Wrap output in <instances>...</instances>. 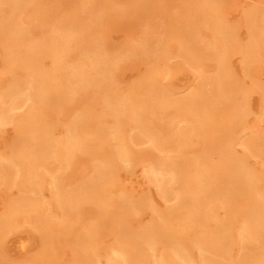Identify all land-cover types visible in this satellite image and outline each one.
Here are the masks:
<instances>
[{
  "label": "bare ground",
  "instance_id": "6f19581e",
  "mask_svg": "<svg viewBox=\"0 0 264 264\" xmlns=\"http://www.w3.org/2000/svg\"><path fill=\"white\" fill-rule=\"evenodd\" d=\"M80 2L81 10L84 11L83 15H86V17L91 20L90 22L89 20L87 21L88 24L86 23L82 26L81 22L76 17L78 14L76 15L74 13V17L69 16V19L55 25L50 32L42 37L40 42H34V40H32V42L31 37L30 40L26 37L27 32L25 33L24 31L25 26L22 28L20 24L23 22H19L16 17L20 11L23 12V6L21 5H24V3L22 4L20 0H0V42L3 43L6 48L9 47V49L7 48V52H10V54L7 53L9 60H7L8 62L6 61V63L9 64V71H12L13 74L16 73V70H21L17 73L24 72V74H19V76H24L23 78L20 77V79L15 78L18 74L16 76L12 74L14 76L13 79L9 78L11 80H7L8 83L0 88V127L10 122H16L17 125L16 142L12 146L11 151H8L9 155L0 156V184L7 181H14L24 190V195L17 198L14 197L15 199L10 201L7 208H5L6 210L0 213V240H2L6 231L12 228L13 225L15 226V223H17L21 217L37 225L38 229L39 227L42 228L44 232H46L48 228L52 229L51 226L48 227L47 223L49 222L47 219V206H45V202L42 201L43 199L41 200V197H38L40 191L39 181L44 177L41 172L45 170V173L53 176L51 181L53 201L58 205L62 213L57 228L61 234L70 231L71 220L75 219L73 218L74 214L77 215L76 218L80 215V211L83 210L85 202H90L104 209L106 208V210L108 209L106 211V213H108L107 218L112 216L111 219H114L115 222H112V224L114 223L116 234V242L113 243L111 248H108L110 251V264H146L145 262L148 261L149 263L151 262V264H173L175 259L180 260L181 264H244L246 262L248 264L249 261H252L251 259H253V257L264 261V173L254 172L248 165V161L245 157L235 154L233 148L234 137L231 135L232 133H229V130H233L235 127L242 125V120L247 112V100L244 95L245 92L241 94V91H243L241 89L243 87H241V89H236L235 87L237 85L231 84V78L227 71L228 68L226 66H228L227 64L229 63H227L228 59L226 53L229 47L232 46L230 43L234 41L235 37H233L234 35H232L230 29L232 27L227 23L225 24V20L223 21V17L220 14L219 0H197L194 6H192L194 11L191 13L194 17L201 14L204 19L201 20L200 17V21L204 20V23L211 31L210 41H208L209 45L207 46V44H204L205 51H203L204 49L202 48H200V50L202 49L201 51L204 54L206 52L208 58L211 59L210 61L216 63V68L214 73L209 75V77H205V75L200 76L203 82L200 86H203L206 81L212 84L213 91L212 93L209 92L212 95L202 92L201 88L199 92L193 90L185 96L179 95L178 98H175L169 94L165 87H161V83L157 81L156 75H158V78L160 76L158 73L160 72L156 74L151 72L148 77L145 75V77H143L144 79H141L142 81L139 80L140 82H138L136 86L133 85L130 91L122 98H116L115 96L110 97L109 94L104 95L103 102H101L100 113L113 117L109 130L106 128L108 132L104 130L105 126L103 128L102 123H95L98 115L96 116L92 111H87V109H85L72 116L66 125L65 135L55 139L52 137V131H50L46 122L41 119V113L44 111V108L50 106L54 101L56 102L57 98L64 94V92L67 93L66 89L75 93L74 91L84 89L86 84L96 85L95 87L105 89L104 86L102 87V83L104 82L103 84H105L107 82V79L103 81V77H105L104 69L107 71L106 67L109 65L106 62L108 60L112 61L110 57V59L105 57V59H107L105 62V59L102 58L104 57V53H102V57L99 56V54H94V56L90 54L91 57L84 55L82 57L81 54V58L79 59L80 62L74 65L72 63L71 66H69L67 62H64L65 56L74 49L73 47H75V49L79 48L76 44L79 41H77V39L81 37L80 39L82 40L80 31L84 28L88 30L93 22H98L104 18V16L106 17L111 7V3L109 4L105 0H81ZM148 2L151 1L135 0L131 3L139 6L140 9H144ZM26 4L29 5L27 1ZM20 8L21 10L18 11ZM246 12V21L249 23L250 42H248L247 45L243 44V47L240 45L242 47H240V50L243 52L242 54L250 65H252L256 56H258V54L261 55V52L264 51V13H260L256 8H252L251 10L248 9ZM191 14L189 17H192ZM120 15H122L121 12ZM17 16L19 17V15ZM189 19L191 18H188V20ZM193 19L195 18H192V22L189 20L191 23L187 21L189 24L185 27L181 28L177 26L176 29L173 28L172 30L175 31L171 38L177 41L175 49L176 54L181 55L201 73L200 63L202 64V62L200 61L201 58L206 59V55L201 54V57L197 56L200 60L195 55L198 50L196 51L197 44L195 46L194 43L195 33L193 34L192 32L193 28L195 29V27H193ZM204 23L202 22L203 25ZM82 31L81 33H84ZM143 37L145 41L148 36ZM149 40L150 38L148 37L147 41L149 42ZM197 43H199V41ZM166 51L167 48L163 45L154 53L159 57L162 54L164 55ZM41 53H46L53 59L51 69H43V67H40L41 64H39L40 60L38 56ZM168 53L169 52H167V54ZM86 57H88L87 61L85 60ZM86 66H90L91 69L95 71L93 79L92 76L91 79H89L86 69L84 70ZM248 66L249 65H247V67ZM154 69L152 70L154 71ZM156 69H158V67H156ZM159 70L160 69H158V71ZM160 71L162 72V69ZM161 74L163 76L164 72ZM73 87L74 89H72ZM260 87L264 90V85L261 86V81ZM208 95L210 100L211 98L213 100V97H217L214 98L213 104H211L213 105L212 108L225 107L230 116L225 126V135L226 137L228 136L227 141H215L216 146L214 149L220 155V164L215 166L212 170H209L207 166L206 169V162L200 154L192 161L186 160L187 162L184 165L171 161L169 157L170 160L163 157L149 161L150 163L148 162V164L144 165L146 168V175L152 182L156 183L163 196L169 199L171 198L170 200L174 201V205H171L168 211L160 213L159 217L153 219L151 223L138 230H130V227L124 223L126 217L138 211L143 205L146 206L147 204L150 206L147 198H140L137 201H133L126 195H119L115 198L110 197L104 192L106 191L105 186L115 183L116 171L122 168L123 164L131 165L134 162V154L136 153L134 145L146 142L151 149L163 153L167 151L164 146L166 143L171 144L175 141L184 142L190 136L200 135L199 123L197 122L198 124L193 125V120L187 116L188 114H194L200 118V104L207 102L204 100V97L207 98ZM68 99L72 100L69 97ZM209 107L207 106L206 109V106H204L205 110L202 114L205 119L214 117L213 110L215 109L212 110V108ZM22 108H25L26 111L21 114V116H17L15 112ZM169 109L171 110L170 120L167 122L166 126L162 128L159 126L161 128L159 132H164V134L167 133L168 138H171L165 140L161 138L162 135L157 129L146 124L145 118L147 114H151L154 110L162 113ZM179 117L181 118L180 121L177 120ZM180 122H186L188 126H190L188 123L190 122L193 126L191 129L187 128L188 126L180 129L178 126H175L176 123ZM129 123L133 125V130H136V133H133V131L131 132L132 134L126 133L127 131L124 128ZM251 133H253V135L247 133L244 137L242 136L241 140L250 150L258 148V151H260L257 146V143L260 142L259 140L257 142V135L260 133L257 134V132V135L254 134L255 132ZM186 143L185 141L184 145ZM181 145L183 146V144ZM177 149H179V147H177ZM78 150L89 153L97 150L100 151L98 153L99 162L93 168L92 175L78 180L74 186L69 183L71 186L67 184V187H65L61 182L63 173L60 172L55 165H60L62 167L64 164L71 163L75 157L74 154H76ZM255 152H257V150ZM51 166H55L54 168L58 171L55 172L52 170ZM209 177V180L213 178L223 185L222 191L214 188L211 193L209 189L212 188L210 186L212 180L209 182L207 179ZM258 183H262V185L259 184L260 188L257 189L259 186ZM174 184H179V188L173 189ZM205 191L210 195L214 194L213 197H215V199L210 197L206 201V197L210 195L206 196L205 194L208 193ZM201 192H203V194ZM235 192L244 194V202L246 201L245 208L243 206L244 210H240V213L243 215V224H241L238 231L235 232V235H238V243L240 244L238 259L235 261L233 258L230 259L231 256H227L226 241H230L234 237V234L232 235L234 230L231 231L232 225L230 226L226 220L218 219L213 234L209 235L207 232L202 234L200 230L198 232L203 235L200 239V234L196 233L194 240H196L197 236H199V239L194 245H196L199 251L204 250L206 251L205 253H211L213 256L219 258L214 259L212 256L208 257L205 254L196 260L192 257L193 253H189L190 248L188 249V246L190 245L191 247L192 244L187 246L185 242H179L183 239L181 237L182 235L180 234V236L176 231H173L171 219L174 212L183 210L184 215L182 216L183 218L181 217L184 224L183 228L185 227L184 229L189 231L192 229L191 225H193L194 228L197 226L201 227L199 224L200 221L204 222L203 218L206 216L208 218V216H210V210L214 209V205L220 200L226 207L227 213H229V216L226 218L230 219L233 217H231V214L235 215L238 213L231 199V195H234ZM34 195H37L38 198H35ZM203 204H205L204 209L202 208ZM206 204L209 205L207 206ZM212 206L213 208H211ZM184 209H186V212ZM200 209L203 212H201ZM103 214H105V211ZM107 218L104 217L101 221L105 223ZM229 219H227V221L231 224V220ZM101 221H99L98 224L95 221L96 224H94V222L87 224L88 227L84 226V228H86L82 230L83 233L77 232L78 236L75 237V239L76 241L78 240L77 245L79 248L75 249L76 256L75 259H73L74 262H71L72 264H99V260L95 258L98 256L96 254V249L94 250L93 246H91L90 240L96 241L97 233L95 232L97 228H100L97 227V225H100L99 223H101ZM196 223L198 224L196 225ZM94 234L96 236H94ZM63 235L66 236L65 234ZM207 235L209 237L211 236V238H206ZM44 237L46 236L44 235ZM50 237L48 235L47 238L50 239ZM158 239L162 242L164 240H171L172 242L170 241L171 243L168 242V244H166L167 249L165 253L162 252L164 254H160V257L157 255L155 258L152 252L151 256L154 258L149 259L151 253L143 251V248L145 249L147 246L156 245L157 243L153 244V240ZM202 239L207 240V242H200ZM209 240L218 241L212 245L209 243ZM247 240H252V242H248ZM204 243L205 245L207 244V247L203 246ZM209 244L211 246H209ZM192 250L193 247H191L190 251ZM150 251H152V249ZM105 252H107V250ZM146 252H148V254ZM146 255L148 256L146 257ZM53 259L50 260L48 250H45L41 255H38V257L34 259L32 258V260H29L25 264H52L53 262L51 261H53ZM260 263H262V261Z\"/></svg>",
  "mask_w": 264,
  "mask_h": 264
},
{
  "label": "rangeland",
  "instance_id": "374dc122",
  "mask_svg": "<svg viewBox=\"0 0 264 264\" xmlns=\"http://www.w3.org/2000/svg\"><path fill=\"white\" fill-rule=\"evenodd\" d=\"M26 1L29 3V5L26 4ZM80 1L81 0H20V2L22 4L24 3L25 6L21 5L23 6V12L20 11L21 8L18 9L20 13L17 11L19 13L17 15H19L20 18L17 15L16 17L19 22H23L20 24L22 28L25 26L24 31L25 33L27 32L26 37L29 38V40L32 38L31 41L34 40V42H40L42 40V37H44L46 33L50 32L55 25L65 21L66 19H69V16L74 17V13L76 15L78 14L76 17L79 19L82 26H84L88 20L89 22L91 21L89 18L86 17V15H83L84 11L81 10ZM105 1H107V3L109 4L111 3V12L109 10L106 14V17L104 16V18H102L98 22H93V24L90 25L91 27L88 30L82 27L84 28L82 29L83 31L81 29L80 30L84 33H81V31L79 30L81 34L80 36H82V40L80 39L81 37L77 39V36L76 38L77 41L79 40L76 44L79 48L75 49V47H73V52L72 50L71 52H68L64 59V62H67L69 66H71L72 63L74 65L80 62L79 59L81 58V54L82 57L84 55L91 57V55L94 56V54H99V56L102 57V53H104V57L102 58H111L112 61L108 60L107 62V59H105V62L109 65H106L107 71L104 69L105 77H103V81H106L107 79V82L105 84H103L104 82H101L102 87L104 86L105 89L101 87H95L96 85L90 84H86V86L82 90L74 91L75 93L71 91L72 94L66 89L67 93L69 94L64 92V94L57 98L56 102L54 101L55 103L53 102L54 104L52 103L50 106L44 108V111L41 113V119L46 122L50 131H52V137L55 139L63 137L65 135L64 133L66 125L70 118L85 109H87V111H92L93 113H95L96 116L98 115V117L96 118L97 121H95L96 124L98 122L99 124L102 123L103 126L102 124L101 126L103 128L105 126L104 130H106V128H108L109 130L113 117L107 114L100 113L102 104L101 102H103L102 100L104 99V95L109 94L110 97L115 96L116 98H122L130 91L133 85L136 86V84L140 82L139 80H143V77H145V75L146 77H148L149 73L151 72L155 74L157 72H160L158 73L160 75L158 78V75H156L157 81L161 83V87H165L169 94L175 98H178L179 95L185 96L187 95V93L193 90L199 92V89L201 88V91L206 92L207 94H211L213 91L212 84L208 83L207 81L204 82L205 84H203V86H200V84L203 83L200 76L205 75V77H209V75H212L215 71L216 63L214 61H210L211 59L208 58L206 52L204 54L201 51L202 49H204L203 51H205L206 44L207 46L209 45L208 41H210L209 39L211 31L209 27L204 23V20L200 21V17L201 20L204 19L201 14L196 17L192 16L191 14L194 11V8L192 6H194L197 0H150L151 2H148L146 8L144 9H140L139 6H136L131 3L135 0ZM219 2L220 14L223 17V21L225 20V24L227 23L232 27L229 28L232 31V35H234L233 37H235V39L233 38V42L230 41L232 42L230 43L232 46L229 47V50L226 53L228 59L227 63H229L227 64L228 66H226L228 68L227 71L231 78V84L237 85L236 87L234 86L236 89H241V87H243L241 89L243 90L241 91V94L242 92H245L244 95L247 100V112L242 120V125L235 127L233 130H229V133H232L231 135L234 137L233 148L235 154L241 157H245L248 161V165L251 167L252 170H254V172L256 171L257 173H264V90L262 87H260V81L261 86L264 85V51L261 52V55L258 54V56H256L257 59L255 58L254 63L250 65V63L242 54L243 52L240 50V45H242L243 47V44L247 45V43L250 42V31L248 25L249 23L246 21V11L248 9L251 10L252 8H256L259 10L260 13H264V0H219ZM120 12L122 15H120ZM190 14L192 17H189ZM188 18H191L189 19L191 22L192 18H195L193 19V27H195V29L193 28L192 30L193 34L195 33L194 43L195 46L197 44L196 51L198 50L197 54L195 55L196 57H201V54L206 55V59L201 58L200 61L203 64L202 65L200 63L201 73L199 70H197L195 66L189 64L181 55L176 54L175 49L177 46V41L171 38V36H173V32L175 31L172 30L173 28L176 29L177 26L182 28L185 27L187 24L191 23L189 22ZM187 21L189 23H187ZM202 22L204 23V25L202 24ZM143 36H148L150 38L149 42L147 41L148 37L146 38L145 42ZM162 37H164L165 39ZM198 41L199 43H197ZM163 45L167 48V51L164 53V55H160L159 58L158 55L154 52H157V49L162 47ZM7 48L9 49V47ZM7 48L3 43L0 42V88H2V86L8 83L7 80H11L9 78L13 79V77L17 74L18 76L15 77L16 79L24 77L19 76V74H24V72L17 73L21 70H16L15 74H13L12 71H9V64L6 63V61L9 60L8 54H10V52H7ZM200 48L202 49L200 50ZM167 52L169 53L167 54ZM38 58L40 60L39 64H41L40 67H43V69H51L53 64V59L51 58V56L49 57L48 54L41 53ZM87 58L88 57H86L85 59L86 61ZM247 65L249 66L247 67ZM156 67H158V69L160 70L162 69V72H164L163 76L161 74L162 72L160 70L158 71ZM85 69L89 76V79H91V76L93 79L95 71L92 70L90 66H86L84 70ZM152 69H154V71ZM72 89H74V87ZM68 97L72 100H69ZM59 98L62 100H60ZM214 98L217 97H213V100ZM204 100L207 102H204V104H200V118L195 116L194 114V116L192 114H188L187 116L191 120H193V125L199 123L198 126H200V135L190 136L188 139L185 140L187 142L185 145V141L174 142L173 140L174 143H166L164 146L165 150L167 151H164L163 153L158 150L151 149L149 147V144L146 142L134 145V149L136 151V153L134 154V162L131 165L123 164L122 168H119L116 171L115 183L113 185L108 184L107 186H105L106 191L104 192L110 197L115 198L119 195H126L130 197L133 201H137L140 198H147V201L149 202L151 207L147 204L146 206L143 205L138 211H135L132 215L126 217L124 223H126V225L130 227V230H138L143 226L151 223L153 219H157V217H159L160 213L168 211L170 206L174 205V201H171V198L169 199L163 196V194L159 191L156 183L152 182L146 175V168L144 167V165L148 164L149 161L156 160L157 158L169 157L171 161H174L180 165H184L187 162L186 160L192 161L198 154H200V156L204 158L206 162L205 167L207 166L209 170L214 169L215 166H218L220 164V155L214 149V147L216 146L215 141H227L228 136L226 137L225 135V126L227 125L226 122L228 123L230 116L228 110L225 107L212 108L213 105L211 104H213V100L212 98L210 100L209 95L207 98L204 97ZM202 105L206 106V109L207 106H210L212 110L215 109L213 110L214 117H210L211 119H209V117L205 119L202 114L205 108ZM25 111L26 109L22 108L15 113L17 116H21V114H23ZM170 117V109L162 113L157 110H154L151 114H147L145 122L148 126L150 125V127L157 129L159 132L162 127L167 125V122L170 120ZM177 120L180 121L181 118L179 117V119ZM188 123L190 126H188L186 122L176 123L175 126H178V128L180 129L188 126L187 128L191 129L193 125L190 122ZM159 126H161V128ZM124 129L127 131H125L126 133L132 134V131L133 133H136V130H133V125L131 123L127 124ZM108 130L106 131L108 132ZM251 132H255L254 134H256L257 132V134L260 133L259 135L256 134L258 137L257 142L258 140L260 141L257 143V146L259 147L260 151H258V148H254L255 150H250L241 140L242 136L244 137L247 133L253 135V133ZM159 133L162 135L161 138L165 140L171 139L170 137L168 138L167 133ZM16 137V122H10L0 127V156H6V154L9 155L12 146L16 142ZM181 144H183L184 147ZM177 147H179V149H177ZM256 150L257 152H255ZM99 152L100 151L97 150L89 153L78 150V152L74 154L75 157L74 159L72 158L73 161L71 163L64 164L62 167L60 165H55L57 166L58 170L63 173V178L61 179L62 185H64L65 187H67V184L68 186H74L76 185L75 183H77L78 180L82 178H87L89 177V175H92L93 168L99 162ZM55 166L51 167L52 170L56 172L58 170L54 168ZM41 173H43L42 175L44 177H42V179L40 178L41 180L39 181V189L41 192L39 191L38 197H41L40 199H43L42 201H44L45 206H47V219L49 221L47 223L48 227L51 226L52 229L48 228L46 234V232H44L42 228L39 227L38 229L37 225L33 224L31 221L26 220V218H19L17 223H15V226L13 225V227L10 228L11 230L9 229L8 231H6V234L4 235V237L2 236L3 238L2 240H0V264H25L29 260H32V258L34 259L35 257H38V255H41V253L45 250H48L50 260L53 258L56 260L55 261L53 259V261H51L53 262L52 264H72L71 262L73 261V259H75L76 256L75 249L79 248V246L77 245L78 240L76 241L75 239V237L78 236V233H83L82 230H85V228L88 227L87 224L93 223L94 221L98 224V222L103 220L104 217L107 218L108 213H106V211L108 209L106 210V208L104 209L90 202H85L83 205V210L81 209V213L79 212L80 215L76 218L77 215L74 214L73 218L75 219L71 220L72 222L71 227L69 229L70 231H68V233H63L66 236L61 234L57 228L59 226L62 213L59 210L58 205L55 204V202L53 201V189L51 187V181L53 179V176L48 173H45V170H43ZM207 179L209 180L210 177ZM211 180L212 182L210 186L212 188L209 189L211 190V193L213 192L212 189L214 188L218 189L219 191H222L223 185L213 178ZM211 180H209V182ZM259 184L262 185V183H258V185ZM178 185L174 184L173 189H178ZM260 185L257 187V189L260 188ZM19 186L20 185L16 184L14 181H7L5 183L0 184V213L6 210L5 208H7L12 199L24 195L23 188ZM201 193L203 194V192ZM205 195L209 196L210 194L208 193ZM211 195L209 197L205 196L206 201L210 197L214 196V194L212 196ZM34 197L38 198L37 195H34ZM244 197V194H239L238 192H235L234 195H231L232 202L236 207L235 210L236 212L238 211V213L235 212V215L231 214V217L233 216L232 218H226L229 216V213H227L228 211L226 210V207L219 200L216 202V205H214V209L210 210V216H208V218L207 216L203 218L205 223L200 221L199 224L201 227L197 226L195 228L193 227V225H191L192 229H190L189 231L184 229L185 227L183 228L184 224L181 219V217L184 215L183 210L174 212V215L171 219L173 226L172 228L174 229L173 231H176L179 235H182L180 236L183 239L179 242L183 241L187 246L189 244L193 245H191V247H193L192 251H190V245L188 246V249L190 248L189 253H193V258L197 260L205 254L208 257L212 256V258L214 259L219 258L213 256L211 253H205L206 251L204 250L199 251L196 245H194V243L198 241L199 236L200 239L202 238L201 236L203 235H201L200 233L204 234V232H207L209 235L213 234L216 229V221L218 219H223L226 220V222L230 226L232 225L231 231L234 230L232 232V235L234 234V237L230 241H226V244L228 245H226L228 253L227 256H231L230 259L233 258L235 261L238 259V256L240 254V244L238 243V235H235V232L238 231L239 226L243 224V215L242 213H240V210H244L246 205V201L244 202ZM213 198L215 199V197ZM204 205L205 204L202 205L203 209L205 208ZM211 208H213V206ZM104 211L105 214H103ZM184 211L186 212V209H184ZM201 212L203 211L201 210ZM111 218L112 216L108 217L107 220L105 219V223L101 221V223H99L100 225H97V227L100 228H97L95 232L97 233V236L94 234V236H96V241L90 240L91 246H93L94 250L96 249V254L98 256H96L95 258L96 260H99V264L109 263L110 251L108 250V248H111L113 246V243L116 242V234L114 229L115 227L113 225L114 223L112 224V222L115 221ZM227 219L231 220V224L229 221H227ZM95 222L94 224H96ZM197 224L198 223H196V225ZM84 226L86 227L84 228ZM198 231H200V233ZM196 233L200 235L196 237V240H194ZM44 235L46 237H44ZM48 235L49 237L51 236L50 239L47 238ZM206 238L210 239L211 236L209 237L207 235ZM203 239L200 240V242L204 241L206 243L207 240ZM158 241L160 240H153V244H157L150 246L151 248L148 246L145 249L143 248V251H148L149 253H151L149 255V259L154 258L151 256L152 252L153 255H155V258L157 255H159L158 257H160V254H164L165 250L167 249L166 244H168V242H172L171 240H164L163 242ZM209 241V243L213 245L218 240ZM247 241L252 242V240ZM205 243L203 246L207 247V244L205 245ZM209 246L211 245L209 244ZM97 248L99 249V252ZM151 249L152 251H150ZM106 250L107 252L109 251L107 255V252H105ZM148 252L146 253L148 254ZM147 256L148 255H146V257ZM251 260L254 261H249L248 264H264L263 260L255 259L254 257ZM261 261L262 263H260ZM145 263L147 264L149 263V261ZM149 264H151V262ZM173 264H181V262L180 260L175 259ZM244 264H247V262Z\"/></svg>",
  "mask_w": 264,
  "mask_h": 264
}]
</instances>
